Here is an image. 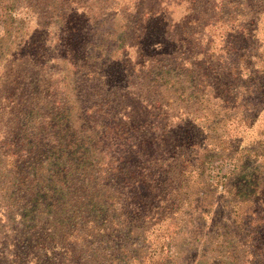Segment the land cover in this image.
Wrapping results in <instances>:
<instances>
[{
  "label": "trees",
  "instance_id": "1",
  "mask_svg": "<svg viewBox=\"0 0 264 264\" xmlns=\"http://www.w3.org/2000/svg\"><path fill=\"white\" fill-rule=\"evenodd\" d=\"M71 1L0 0L9 18L0 36V264H264V134L240 140L249 115L264 113V55L241 53L240 67L226 71L220 55L205 58L212 40L195 28L221 17L203 21L197 0L174 3L188 6L171 15L179 37L162 54H143L140 37L116 58L66 61L61 37L50 56L23 51L19 10L38 8L57 29ZM122 1L131 4L99 0L107 34L129 28L128 8L143 0ZM144 10L140 20L165 15ZM85 60L92 71L79 79ZM133 104L150 120L134 116ZM188 106L196 149L171 151L162 134L172 119L184 122ZM237 152L252 165H229L210 183L205 169ZM225 177L230 184L219 185Z\"/></svg>",
  "mask_w": 264,
  "mask_h": 264
},
{
  "label": "rangeland",
  "instance_id": "2",
  "mask_svg": "<svg viewBox=\"0 0 264 264\" xmlns=\"http://www.w3.org/2000/svg\"><path fill=\"white\" fill-rule=\"evenodd\" d=\"M101 2L102 5H108L114 9H121L126 6L125 4H131V2H123L122 0L113 1L108 0ZM177 0H143L142 7L136 6V10L132 8V5L128 8L131 12L130 16L126 18L125 22L129 28H124L123 32L121 30H116L112 35L110 31L108 34L104 30V20L105 16H99L97 14L101 13L99 0H73L68 4L66 9L67 17L63 22L61 21V27L54 29L51 27V22L48 17L41 15L38 12V8L35 12H31L26 8H22L20 14L24 15V20L22 22L21 30L18 37L21 41V48L23 51H31V53L43 52L46 48L44 55L48 54L50 56L49 50L52 49L53 37H61V55L66 58V61L78 62L79 59L85 55V59L93 58V55H102L106 58L108 57H119L127 48V40L133 39V37H140L138 40L139 50L143 54H162L168 49H174L175 41L179 37L178 30L175 31L169 26V19L171 15L174 19L183 13V7H187L188 3L185 1L183 4L175 5ZM182 0H178L180 2ZM192 2V0H189ZM199 3L197 5L198 10H200V15H203V21H207L214 13L220 14L221 22L216 23L214 26H204L201 25L196 27L201 34L203 32L204 41L211 39L210 44H207L208 50H206L204 57L208 60H212L214 57H222L225 59L224 62L220 63L219 69L226 71L234 65V67H240V57L239 54H245L249 58H259L261 54L264 55V3L257 5V2L253 0H197ZM196 2V0H195ZM193 3V2H192ZM197 3V2H196ZM194 4V3H193ZM36 5L35 7H37ZM21 7V6H19ZM18 7V9H19ZM157 7H160L165 11V15L161 16L160 12L156 15L142 16L139 18V12L143 9H149V13H154ZM217 9H216V8ZM34 8V7H33ZM177 9V10H176ZM94 13V23L90 15L86 16L88 11ZM25 11V14L23 12ZM162 11V10H161ZM28 12V13H27ZM19 14V15H20ZM246 15L250 18H246ZM21 17V16H20ZM23 17V16H22ZM21 17V18H22ZM9 22L8 16L0 12V36L2 35L5 24ZM100 25V27H99ZM101 25H103L101 27ZM115 25H119V21L116 20ZM142 25V27H141ZM188 31L192 33L194 28ZM202 37V36H201ZM10 39L13 41V33L10 35ZM224 39H228L233 42V47L226 45ZM123 43V44H122ZM49 45V46H48ZM232 48V52L230 49ZM130 51V50H129ZM14 53V52H13ZM132 54V50L129 52ZM213 54V55H212ZM212 55V56H211ZM220 55V56H219ZM62 57V56H61ZM253 59L249 61V71L254 70ZM86 61V60H85ZM48 61L44 64V69L46 74ZM86 61V67H84L83 73H78L79 79L87 78V75L92 71L89 69V63ZM248 63V61H246ZM115 69L111 70L113 73ZM213 81V76L208 77ZM75 81V77L72 78L71 83ZM81 88V87H80ZM249 103L251 101L247 98ZM135 108L137 109L135 111ZM183 110L184 122L177 123V119H172L170 122L173 125L170 132H165L162 134V142L171 151L184 150L185 148L189 151L192 146L194 136L190 135L188 128L193 124L197 123L195 118L187 116L189 111L193 110L192 107L188 106ZM136 113V114H135ZM182 113V112H181ZM132 114L137 116L139 119L149 118V114H146L144 108L139 105H132ZM264 114V113H263ZM263 114L253 115L250 114L249 117L253 119L252 124L243 132L244 137L240 139L242 144L245 143L246 139L253 137L254 135H259L261 132L264 134V119ZM198 115V114H195ZM168 118V117H167ZM150 120V118H149ZM191 120V121H190ZM182 123V124H181ZM234 123V122H233ZM154 125L160 126L159 121H155ZM181 126L180 128L176 127ZM222 131H226L221 128ZM182 146V148H181ZM194 148V147H192ZM196 149V148H194ZM236 165L241 169H246L252 165L249 157L245 154L237 152L231 158L217 157L213 160L212 165L205 169V177L210 182H215V174L222 178V173L228 171L229 165ZM221 172H218L220 171ZM233 177L223 178V182L219 185H229V179ZM221 186L217 187L220 191ZM217 206V200L214 202ZM214 206V207H216Z\"/></svg>",
  "mask_w": 264,
  "mask_h": 264
}]
</instances>
